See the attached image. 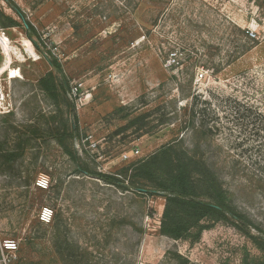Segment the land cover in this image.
<instances>
[{
	"label": "rangeland",
	"instance_id": "rangeland-1",
	"mask_svg": "<svg viewBox=\"0 0 264 264\" xmlns=\"http://www.w3.org/2000/svg\"><path fill=\"white\" fill-rule=\"evenodd\" d=\"M13 1L37 34L0 0L19 22L0 27V264H240L245 250L260 255L222 222L195 242L164 236L162 195L76 169L115 173L182 138L264 237V0ZM48 71L58 105L38 85ZM71 105L78 133L62 144ZM142 113L145 129L125 126ZM7 151L20 155L6 160Z\"/></svg>",
	"mask_w": 264,
	"mask_h": 264
},
{
	"label": "trees",
	"instance_id": "trees-1",
	"mask_svg": "<svg viewBox=\"0 0 264 264\" xmlns=\"http://www.w3.org/2000/svg\"><path fill=\"white\" fill-rule=\"evenodd\" d=\"M24 22L25 30L30 34H37L35 26L26 18V14L13 0H4ZM19 22L2 12L0 9V27L8 28L18 26ZM52 64L60 70V64L56 61ZM40 89L54 102L58 103V81L51 71L45 73L39 80ZM68 85L67 80L61 82V87ZM76 91L78 89L76 88ZM68 100V99H67ZM59 104V103H58ZM57 104V105H58ZM69 104V102H68ZM71 107L72 123L62 119V138L60 143L69 136L78 133L77 117ZM120 110V108L118 109ZM132 110L128 116L132 114ZM55 112L50 114L55 119ZM146 113H142L128 119L127 128L143 130L148 124ZM159 124L169 125L170 121L161 119ZM192 125V129L193 124ZM147 129V128H146ZM147 133L149 131H143ZM206 125V135L212 133ZM73 159L74 152L66 150ZM20 153L7 151L3 157L13 160ZM88 176L97 177L105 183L116 187H128L135 194L150 196L159 194L165 198L160 218V234L174 240L197 241L203 230L210 228L214 223L222 222L230 225L244 238H246L259 252L260 255H252L244 251L240 257V264H264V237L251 232V227L246 216L232 203L228 191L224 188L219 175L216 173L208 157H198L182 144V138H174L162 145L150 155L131 162L115 173L96 172L88 167H77ZM127 182V185H125Z\"/></svg>",
	"mask_w": 264,
	"mask_h": 264
},
{
	"label": "built area",
	"instance_id": "built-area-1",
	"mask_svg": "<svg viewBox=\"0 0 264 264\" xmlns=\"http://www.w3.org/2000/svg\"><path fill=\"white\" fill-rule=\"evenodd\" d=\"M171 62H172V63L175 62L174 58H173V59H170V61H168V63H169L170 65H171ZM202 75H203V74H201V72L197 73V74H196V79L201 78ZM75 91H76V88H75ZM4 246H5V248L8 249V250H13V249L16 248L15 243L10 242V241H9V242H6Z\"/></svg>",
	"mask_w": 264,
	"mask_h": 264
}]
</instances>
